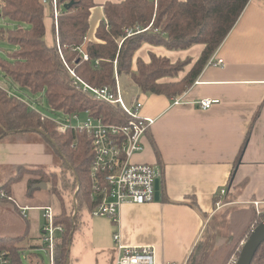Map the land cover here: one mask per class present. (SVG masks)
Masks as SVG:
<instances>
[{
	"label": "crops",
	"instance_id": "1",
	"mask_svg": "<svg viewBox=\"0 0 264 264\" xmlns=\"http://www.w3.org/2000/svg\"><path fill=\"white\" fill-rule=\"evenodd\" d=\"M94 2L87 40L97 43L96 32L105 18V4L119 3V0ZM203 51L201 44L184 50L144 44L136 53L133 70H137L138 60L149 64L152 56L168 59L172 64L184 62L175 78L160 80V83H179L190 73ZM219 59L223 60L222 66L216 64ZM213 62L202 70L190 88L175 97L144 94L136 89L122 90L129 106L139 101L143 105L141 115L156 119L143 140L144 151L135 156L133 162L149 164L160 171V200L122 206L115 223L108 217L93 216L100 200H94L91 194L95 205L91 212H79L75 221L74 210L76 229L72 240L81 222L83 227L78 232L79 248L74 257L71 243L69 264H116V234L126 246L155 247L156 264H187L215 218L222 222L221 229L232 222L227 208L239 204L253 208L246 203L264 202V0L250 1L215 53ZM122 81L129 84L127 78ZM203 99H217L220 103L203 110L198 104ZM176 100L180 102L176 104ZM39 135L25 132L0 139V191L13 198V201L0 198V216L27 220L28 212L41 211L37 208L54 210L50 204L21 205L16 200L19 183L27 186L25 196H33L34 190L39 189L33 187L40 183L30 185L36 180L35 176H27L13 185L9 193L3 189L18 175L20 168L59 172L53 145L37 137ZM78 189L77 183L76 193ZM73 202L75 206V196ZM19 205L30 208L26 211L27 217L22 216ZM60 212L61 207L55 213ZM223 215L226 218L223 219ZM23 232V237L18 238L30 237L27 236L30 225H26ZM43 234L44 225L38 237L28 238L30 251L44 249ZM1 235L0 239L16 238L13 234ZM228 241L226 238V243ZM87 245L93 255H83L82 249ZM30 255H37L40 262H44L41 255L33 252Z\"/></svg>",
	"mask_w": 264,
	"mask_h": 264
},
{
	"label": "trees",
	"instance_id": "2",
	"mask_svg": "<svg viewBox=\"0 0 264 264\" xmlns=\"http://www.w3.org/2000/svg\"><path fill=\"white\" fill-rule=\"evenodd\" d=\"M250 1L108 2L104 6L105 18L96 32L98 42L94 43L87 40L94 0H58V30L54 27V44L49 46L45 42V10L49 8L48 5L41 0H1L0 17L15 22L17 27L14 30L2 28L0 36L13 44L17 51L10 56V60H0V69L14 83L31 93L45 94L50 107L57 113L67 116L88 114L94 118H102L107 124H121L125 121L122 107L97 100L90 91L84 90L80 81L92 88H108L115 93L118 76L123 91L136 89L140 93L168 97L182 94L210 64ZM71 2H74L73 6L65 9L64 5ZM144 44L163 46L168 50H184L201 44L204 45V51L183 81L160 83L164 78H175L185 63L172 64L168 59L152 56L149 64L138 60L137 70L134 71L136 53ZM84 54L89 56V60L84 59ZM123 78H129V84H125ZM25 132L42 135L58 149V155L67 167L68 175L64 171L61 174L33 171L41 179L30 182L32 185L52 181L50 190L61 205V213L56 216L55 224L65 229L59 244L58 264H67L74 219L77 220L79 212H91L95 206L91 200L92 138L80 129H69L65 134L58 133L52 120L44 119L28 103L12 96L0 86V139L10 133ZM23 171L24 168H20L18 175L3 189L11 192L12 186L23 180ZM78 182V213L73 219L74 203L67 206L64 193L74 195ZM255 211L254 208L227 211L232 220L229 228L231 237L224 245L223 252L226 255L216 264H225L240 245V241L250 233V227L257 219ZM214 228L213 223L187 264H203L208 260L211 246L216 240ZM18 241V238L0 239V253L8 252L13 264H24V250L17 244ZM35 256L37 255H30V260L36 259L40 262L39 256ZM252 264H264V243Z\"/></svg>",
	"mask_w": 264,
	"mask_h": 264
},
{
	"label": "built area",
	"instance_id": "3",
	"mask_svg": "<svg viewBox=\"0 0 264 264\" xmlns=\"http://www.w3.org/2000/svg\"><path fill=\"white\" fill-rule=\"evenodd\" d=\"M48 5L52 12L55 29L58 30V17L60 5L58 0H41ZM62 8V7H61ZM59 48V41L57 40ZM84 59L89 56L84 54ZM213 59L210 64H213ZM218 66L223 65V60H217ZM71 74L75 76L74 72ZM85 91H90L96 99L112 105H120L124 111L125 121L121 124H107L102 118H94L88 114L84 122L74 123L81 119V115L66 116L62 121H53L56 131L65 134L69 129L86 131L92 138L93 162L91 168V180L93 182L92 196L94 200H100V204L93 211V216L108 217L117 222L122 206L145 205L156 202V185L160 183V171L149 164L134 163L133 159L144 151L143 140L146 134L154 126L156 119L141 115L143 105L135 101L129 106L123 96L119 77H116V92L108 88L95 89L80 81ZM180 101L176 100L178 104ZM217 99H203L199 106L203 110H209L219 104ZM62 114V113H61ZM64 115V114H62ZM44 119H47L43 116ZM225 193V191H223ZM2 199L13 201V198L0 191ZM251 205L259 215L264 214V202L252 201ZM220 206L218 203L217 207ZM43 212L44 250L48 255L49 264H58L60 240L65 233L64 227L55 224L57 214L51 207L37 208ZM22 216L27 217L26 211L30 208L19 206ZM264 221V220H263ZM114 240L118 248L116 264H156V249L153 246L129 247L122 243L120 235L116 234ZM0 264H13L8 252L0 253ZM236 264V263H235Z\"/></svg>",
	"mask_w": 264,
	"mask_h": 264
},
{
	"label": "rangeland",
	"instance_id": "4",
	"mask_svg": "<svg viewBox=\"0 0 264 264\" xmlns=\"http://www.w3.org/2000/svg\"><path fill=\"white\" fill-rule=\"evenodd\" d=\"M1 1V0H0ZM1 15V13H0ZM45 25H46V35H45V42L47 43V45H53L54 44V19L52 17V12L50 8H46L45 10ZM17 24L11 20L5 19L3 17H0V30L2 28H4L5 30H14L16 29ZM17 51V48L11 44L7 39H3L0 36V60H10V56L15 53ZM129 80V78H127ZM0 86L3 87L4 89L8 90L10 92V94H12V96L18 98L19 100L26 102L30 105V107L32 109H34L37 113H39L40 115L46 117L47 119L53 120V121H62L64 120L66 117L65 115H62L60 113H57L55 111H53V109L50 107L47 98L45 96V94L42 93H38V94H33L31 93L28 89L23 88L21 86H19L18 84L14 83L11 79H9L0 69ZM87 119V115H82V118L79 121H75L74 123H80V122H84ZM40 137V139L43 140L44 137H42V135L37 136ZM45 139V138H44ZM53 151L56 154V161L58 162V166H60V170L59 173L61 174L62 171H64V173H66L68 175L67 172V167L63 164V161L61 160V158L58 155V149L56 147L51 146ZM25 171L22 172L23 174V180L27 177V176H35L37 177L36 180L41 179V176L36 174L37 172H33V171H39L38 170H27L24 169ZM66 170V171H65ZM28 171H32V173H29ZM28 172V173H27ZM47 173H50L49 171H46ZM35 180V179H33ZM41 183H46V182H41ZM40 183V184H41ZM49 184V190L48 189H36L34 190L35 193L33 196H25V192L27 191V186L26 184L23 183H19V186L16 187L17 192H16V200L18 201L19 204L23 205V204H27L30 206H45V205H51L54 208V211L57 212L61 205H59L58 200L56 199L55 196H53L52 192H50L51 188H52V181ZM76 191V190H75ZM74 191V195L70 196L69 193H64V199L66 201L67 206H69L71 204V202H73V198L75 196V192ZM1 198V197H0ZM2 199V198H1ZM1 203V202H0ZM16 203V201H15ZM74 203V202H73ZM78 203V202H77ZM250 203V202H248ZM20 206V205H19ZM264 207V206H262ZM230 209H235V210H242L244 209V207L242 205H236L235 208H227V210ZM262 210H264V208H261ZM61 213V212H60ZM257 213V212H256ZM14 216V214H13ZM43 216V212L38 211V210H33L32 212H28V219L25 220L23 218H13L11 216H7V215H3L0 216V234H3L1 236H6L7 234H13V237H23L24 234V229L26 227V225H30V232L28 233L27 236H32L33 238H36L40 235V228L44 225L45 220L42 217ZM256 222L254 223V225L252 227H250V233H247V235H245L244 239L242 241H240V245L235 249V252L233 253V255L230 256L229 260L225 262V264H235L238 260V257L240 255V252L243 248L244 242L247 240V238L249 237V235L251 234L252 230L254 229V227L259 224L260 222H262L264 220V214L263 215H259L258 213L256 214ZM222 218H226L225 215L222 216ZM231 218V217H230ZM229 219V218H228ZM231 223L228 225H226V227L224 229H221V225L222 222H220L219 220H217L215 218L214 220V226L215 228L213 229V231L215 232L216 235V240L214 241V243L211 246V252L209 254V258L208 260L203 263V264H216L218 261L220 262L222 260V258L226 255L225 252H223L224 248H225V243H226V238H230L231 237V233H230V226ZM83 225L81 222L80 228L77 230L75 236L73 237L72 240V252H71V256L74 257L77 249L79 248L78 245V240L77 237L79 238V231L80 229H82ZM28 237V238H30ZM26 238H18L20 239V241H18V245L22 248H24V253H23V260H24V264H49L48 263V255L46 253V251L42 248L40 250H36V251H30V249L28 248L29 246V242L30 240ZM219 240V241H218ZM224 243V244H223ZM35 253L38 255H41L44 258V262H39L38 260H34L31 263L30 260V254L31 253ZM83 255L84 256H89V255H93L90 254V249H88V245L85 247V250L82 249ZM92 253V252H91Z\"/></svg>",
	"mask_w": 264,
	"mask_h": 264
},
{
	"label": "water",
	"instance_id": "5",
	"mask_svg": "<svg viewBox=\"0 0 264 264\" xmlns=\"http://www.w3.org/2000/svg\"><path fill=\"white\" fill-rule=\"evenodd\" d=\"M73 4H74V2L68 3V4L64 5V8L68 10L70 7L73 6ZM10 134H13V133H10ZM78 184H79V182H78ZM36 188L47 189L48 185L46 183L37 184L33 187V189H36ZM159 189H160V184H159V182H157V185H156V190H157L156 201L160 200V190ZM77 212H78V205H77V193H76V195H75V215L77 214ZM74 231H75V225L73 227V230H72L71 236H70L71 242H72V236H73ZM71 242H70L68 251H70ZM263 243H264V221H262L256 227H254L251 234L249 235L247 240L244 242L243 248L240 252V255L238 257L236 264H252L259 248L262 246ZM67 264H69V258H68Z\"/></svg>",
	"mask_w": 264,
	"mask_h": 264
},
{
	"label": "bare ground",
	"instance_id": "6",
	"mask_svg": "<svg viewBox=\"0 0 264 264\" xmlns=\"http://www.w3.org/2000/svg\"><path fill=\"white\" fill-rule=\"evenodd\" d=\"M54 27H55V24H54ZM43 208V207H42Z\"/></svg>",
	"mask_w": 264,
	"mask_h": 264
}]
</instances>
